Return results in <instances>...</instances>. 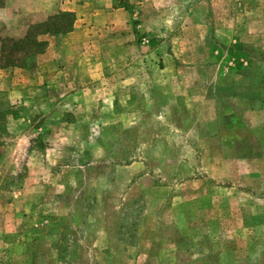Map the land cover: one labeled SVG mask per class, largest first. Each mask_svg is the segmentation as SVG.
<instances>
[{
	"label": "rangeland",
	"instance_id": "374dc122",
	"mask_svg": "<svg viewBox=\"0 0 264 264\" xmlns=\"http://www.w3.org/2000/svg\"><path fill=\"white\" fill-rule=\"evenodd\" d=\"M0 264H264V0H0Z\"/></svg>",
	"mask_w": 264,
	"mask_h": 264
},
{
	"label": "trees",
	"instance_id": "16d2710c",
	"mask_svg": "<svg viewBox=\"0 0 264 264\" xmlns=\"http://www.w3.org/2000/svg\"><path fill=\"white\" fill-rule=\"evenodd\" d=\"M74 15L70 12H58L45 22L29 27L26 35L19 40L3 39L0 45V69L24 67L25 61L44 53L48 42L41 36H55L70 32Z\"/></svg>",
	"mask_w": 264,
	"mask_h": 264
}]
</instances>
